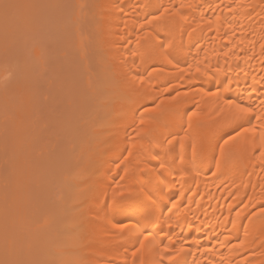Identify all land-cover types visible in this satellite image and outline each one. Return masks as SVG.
Instances as JSON below:
<instances>
[{"label":"bare ground","instance_id":"obj_1","mask_svg":"<svg viewBox=\"0 0 264 264\" xmlns=\"http://www.w3.org/2000/svg\"><path fill=\"white\" fill-rule=\"evenodd\" d=\"M53 2L0 0V56L12 40L23 50L18 63H0V144H11L12 177L0 189V264H175L165 248H183L185 264H264L253 118L264 112V0H184L189 21L165 15L145 29L146 17L181 0H74L61 22L43 25L38 6ZM60 56L65 70L50 65ZM48 72L41 94L17 92L14 78L28 87ZM7 95L20 105L3 121ZM41 95L55 107L50 127L60 126L51 161L50 143L45 158L40 151L48 134L35 128ZM230 101L252 114L238 120ZM141 119L153 134L137 135ZM117 184L138 197L113 208Z\"/></svg>","mask_w":264,"mask_h":264},{"label":"rangeland","instance_id":"obj_2","mask_svg":"<svg viewBox=\"0 0 264 264\" xmlns=\"http://www.w3.org/2000/svg\"><path fill=\"white\" fill-rule=\"evenodd\" d=\"M54 2V4H53V6L50 4V5H48V4H40V6H38V8H40L41 10H44L45 8V11H42V13H44V12H47V14H46V16L45 15H43L41 12H40V9H39V12L40 13H37V15H38V20H40V21H42V24L43 25H47V24H55V23H57V22H61V20H63L64 19V17H65V15H64V13H63V10H64V8L63 7H65V5L67 6V4L69 3V5L67 6L69 9H71V4L73 3L74 4V0H64V2H63V0H61L62 2H60V0L58 1V0H53ZM56 1H58L57 3H55ZM79 1H83V0H79ZM60 2V3H59ZM71 2V3H70ZM75 2H76V0H75ZM58 4V7L57 6H55V5H57ZM65 4V5H64ZM62 5H64L63 7H62ZM61 8V9H60ZM73 9V8H72ZM48 10V11H47ZM85 14H86V11L84 12ZM84 13L82 12L81 13V16H83L84 15ZM63 14V15H62ZM61 16L63 17V18H61ZM85 16V15H84ZM46 19V20H45ZM45 21L47 22L46 24H45ZM20 22V21H19ZM18 22V24L20 25V27H19V25H18V28H21L22 27V24H24L23 22L21 23H19ZM33 22V21H32ZM41 23V22H40ZM52 39V38H51ZM50 41V40H49ZM53 42H55V39L53 38V40H52ZM51 41V42H52ZM12 42H15V40L13 41H11L9 44H11V45H9V47L10 46H12V50L9 48V49H6V51L8 50L9 51V53L10 54H8V53H6V55L5 54H3V56H0V57H2L3 59L2 60H0V63H2L1 64V67H2V65L4 66V65H6L8 62H10V61H13V60H15L14 59V57L16 58V56L18 57V55L20 54V55H22V51L23 50H19L18 52L16 51V46H17V44L16 45H14L15 43H12ZM53 42L51 43V44H53ZM57 42V41H56ZM38 43H40L39 41L37 42L36 41V44H37V48H39L40 46H38ZM8 45H6V46H8ZM33 46L35 45L34 44V42H33V44H32ZM40 45V44H39ZM50 45V44H49ZM5 46V48H8V47H6ZM51 46V45H50ZM18 49V48H17ZM36 49V48H35ZM17 53H15V52ZM15 53V54H12V53ZM20 52V53H19ZM34 52V51H33ZM31 53V55H30V57L32 58V60L33 61H35V62H37L38 61V59L36 58V56H34L35 55V52L34 53ZM7 55H8V57H10V59H8V61H7V59H6V57H7ZM10 55V56H9ZM11 55L13 56V57H11ZM24 55V54H23ZM5 56V57H4ZM60 58V59H59ZM59 58H56L57 60H59V61H53V62H51L50 63V65H51V67L52 66H55L54 68H56V69H58V68H60V66H61V68L63 69V70H65V68H64V66H65V64H64V62H62L63 60H65V59H63V58H61V56L59 57ZM4 59L6 60V61H4ZM62 59V60H61ZM61 60V61H60ZM2 61H4V62H6V63H3ZM16 62L18 61V58H16V60H15ZM16 62H15V64H16ZM39 62V61H38ZM61 62V63H60ZM65 62H66V60H65ZM18 63V62H17ZM10 64V63H9ZM54 64V65H53ZM57 66H56V65ZM60 64H62V65H60ZM64 64V65H63ZM18 66H19V69L21 68L20 67V65L18 64ZM6 67H7V65H6ZM58 67V68H57ZM4 68V67H3ZM61 69V70H62ZM37 71V70H36ZM39 71V70H38ZM18 72V71H17ZM58 71L56 70V73H57ZM49 73V72H48ZM48 73H46V76L43 74V75H39L38 77H39V79H38V77H36L37 78V80H39L38 82L36 81V82H33L32 84H30V86H28V87H26L27 85H25V83H23V84H21V81L19 80V79H15L14 77V82L15 83H17V87L18 88H20V87H22L20 90H18L17 92L18 93H22V94H24V93H26V92H28V93H37L38 92V90H39V92H40V90L43 88V80L45 79L46 81H51V79L50 80H47L46 78H49L48 76H50V78H51V75L53 76L52 77V81H56L57 80V78H58V76H57V78H55V76L56 75H60V74H56L55 73V71H54V73L52 74V72H51V75H50V73L48 74ZM38 74H41V72L39 71L38 73L36 72V74H35V76L36 75H38ZM41 76H43V77H41ZM42 78H44V79H42ZM12 79V78H11ZM41 79V80H40ZM56 79V80H55ZM13 80H11V82L13 81ZM44 80V81H45ZM14 82H13V84H14ZM39 82H40V85H38L39 84ZM37 83V84H36ZM45 83V82H44ZM42 84V85H41ZM49 84V82H47V85ZM45 85H46V83H45ZM45 87V86H44ZM47 88H48V86H47ZM47 88H46V90H47ZM44 90V92L46 91L45 89H43ZM61 90V88L59 89V90H57V93L56 94H59V95H57L58 96V98H59V96L61 97L62 95H61V93L63 92L62 90ZM48 91V90H47ZM46 91V92H47ZM64 91H65V89H64ZM38 92V93H39ZM66 92V91H65ZM43 93V92H42ZM64 93V92H63ZM39 94H41V93H39ZM8 97V100L11 102V104L13 105L12 107H9L8 109H7V111L3 114V121L5 120V121H8L14 114H15V112H16V110H17V108L19 107V105H20V103H19V101L17 100L18 99V97H14V96H10V95H7ZM41 97H43V95H41ZM64 99L66 98V93L62 96ZM63 98H60V100H62ZM39 100H40V103H39V106H38V112H39V114L35 117V121H38V123L35 125V128L36 127H42L43 129H42V131L43 130H47L46 132H48V133H46L45 131H43V137L45 138H47V136H46V134H48V138H47V140L46 141H44L43 142V144H46L45 146H43L42 148H41V152H42V154L44 155V152L45 151H43V150H45V149H48V148H46V146H47V144L48 143H50V144H48V147H49V152H50V154H48L47 153V156H46V158H45V155H44V158L45 159H49V161H51V159H53V157L52 156H50L51 155V153H52V155H53V151L54 150H51V147L50 146H52V149H55V147L54 146H57L56 145V143L57 142H55L54 141V139H53V137L55 136V134H56V132L58 133V130L60 129V126H58L57 125V128H56V126L55 125H53V127H50V124L52 125V123H50V122H48L47 120H51V118L52 117H54V115H56V112H52V110H55V109H52L53 107H54V105H53V103H51V102H48V101H46L45 100V98L43 97V98H40L39 97ZM48 104H47V103ZM51 103V104H50ZM47 104V106H48V109H46L47 108V106H45ZM52 105V106H50V105ZM64 104H65V101H64ZM63 104V105H64ZM67 104V103H66ZM66 106V105H65ZM45 107V108H44ZM49 107H52V108H49ZM40 108V109H39ZM55 108V107H54ZM46 110V111H45ZM48 112H49V114H48ZM53 114H52V113ZM47 119V120H46ZM47 121V122H46ZM47 123V124H46ZM48 126H49V128H48ZM55 126V127H54ZM48 129H47V128ZM59 127V128H58ZM50 129V130H49ZM58 129V130H57ZM49 130V131H48ZM50 132V133H49ZM45 133V134H44ZM54 134V135H53ZM52 138V139H50V138ZM48 140H51V141H53V142H51V141H48ZM46 142V143H45ZM55 142V143H54ZM10 150H11V144H10V142L7 140L6 142H3V143H1L0 144V152L2 153V155H0V189H2V190H5V189H7V190H9V185H10V183H11V180H12V177H11V173H10V168L8 167L10 164H11V160H10V157H11V154H10ZM35 151V150H34ZM48 151H46V152H48ZM55 152H57V150H55L54 151V153ZM58 153V152H57ZM57 153H55V154H57ZM46 154V153H45ZM5 156V157H4ZM54 156V155H53ZM6 158V159H5ZM8 160V161H7ZM2 169V170H1ZM6 170V171H5ZM3 172V173H2ZM6 172V173H5ZM6 176H4V175ZM10 175V176H9ZM3 177V178H2ZM4 177L6 178V179H4Z\"/></svg>","mask_w":264,"mask_h":264},{"label":"snow or ice","instance_id":"obj_3","mask_svg":"<svg viewBox=\"0 0 264 264\" xmlns=\"http://www.w3.org/2000/svg\"><path fill=\"white\" fill-rule=\"evenodd\" d=\"M145 7L147 5H144ZM4 7L7 9L9 7H11V5L5 3ZM194 6L191 3H185L184 0H181L180 3H176V4H172L168 7H163L162 11L159 12V14L156 15H151V18H145L143 23L140 24L141 29H145L146 26H151L153 24V22L158 21L160 19H162L165 15H175L176 17H178L181 21H189V15L185 14V9H192ZM231 7L229 8V11H231ZM121 11H123V9H121ZM194 15V13L192 14ZM190 23L195 24L196 21L192 20L190 21ZM193 31H195V28H193ZM169 63H171V61H169ZM182 72L184 71V69L181 70ZM195 71L197 73H199L201 71V69L199 67H197L195 69ZM137 79H139L140 83L143 84L144 83V77H140L138 76ZM177 95H179V93H177ZM175 98V97H174ZM264 103V102H262ZM230 105L234 106L235 109L237 110V119L241 120V119H245L246 117L250 116L252 114V109L250 107H245L241 104H235L234 102H229ZM146 111H155V109H146ZM196 113H193V116H195ZM254 119H256L259 122V127L261 129L260 132V138H261V142L259 144V155L262 158V163H264V112H262V114L260 115H256L255 117H253ZM140 124V128L137 130V135H141V134H145V135H151L154 133V129H145L143 126L145 125V121L144 119H141L139 121ZM245 132H251V131H255V127H251V128H245L244 129ZM234 139V137H233ZM169 144L171 143V141H167ZM225 144L229 143L228 140L224 141ZM256 146H254L255 149ZM129 155H131V152H129ZM220 157L221 159H223L224 157V149L221 148L220 149ZM155 159V157H153ZM179 161L181 164H183V156H179ZM159 167L161 169H164L166 167V164L164 162H161ZM117 168H119V165H117ZM216 169L217 171H219L220 169V165L219 163H217L216 165ZM122 189V185L121 184H117L116 185V189L113 192L112 195V206L113 208L119 207L120 205L126 203V202H130L135 200L139 193H137V191L135 190L133 185H127L126 187ZM148 199H151V197H147ZM173 207H175V205H173ZM262 209H264V203H262ZM237 215H239V213H237ZM115 227L117 229H119L120 231H123L125 228L128 227L127 224L124 223H118L115 225ZM245 236H247V233L245 234ZM171 243V242H170ZM239 247H243V241L240 242V244L238 245ZM141 247H143L141 245ZM165 251L169 253V260L170 261H175V264H185V262L181 259H179L180 254L183 253L184 249L183 248H179V249H172V248H165ZM70 264V262H69Z\"/></svg>","mask_w":264,"mask_h":264}]
</instances>
